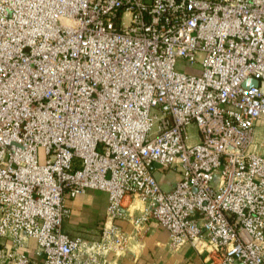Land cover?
<instances>
[{"label": "built area", "instance_id": "1", "mask_svg": "<svg viewBox=\"0 0 264 264\" xmlns=\"http://www.w3.org/2000/svg\"><path fill=\"white\" fill-rule=\"evenodd\" d=\"M261 116L264 0H0V259L117 264L128 235L114 221L138 236L153 219L170 248L264 264ZM151 163L178 173L170 189ZM86 189L106 193L95 239L62 230Z\"/></svg>", "mask_w": 264, "mask_h": 264}, {"label": "crops", "instance_id": "2", "mask_svg": "<svg viewBox=\"0 0 264 264\" xmlns=\"http://www.w3.org/2000/svg\"><path fill=\"white\" fill-rule=\"evenodd\" d=\"M254 136L263 138L264 145L263 116L254 125ZM151 171L162 190L170 189L179 178L175 170L161 168L156 163H151ZM65 205L69 209L68 216L62 222V230L66 234L84 239H95L99 236L106 206L104 191L86 189L75 197L66 199ZM141 208L142 205L138 201L125 200L122 209L135 216ZM114 222L128 235L123 253L115 258L117 264H210L209 255L203 247L196 249L188 243L176 248L168 247L167 231L153 219L148 220L144 225L146 229L138 236H132V226L128 221L116 219ZM0 247L9 248V240L0 237ZM24 252L34 261L42 259V254L36 253L32 238L27 240ZM0 264L10 263L0 259Z\"/></svg>", "mask_w": 264, "mask_h": 264}, {"label": "rangeland", "instance_id": "3", "mask_svg": "<svg viewBox=\"0 0 264 264\" xmlns=\"http://www.w3.org/2000/svg\"><path fill=\"white\" fill-rule=\"evenodd\" d=\"M174 68L178 71H182L186 73H192V74L199 73V66L197 63L191 64V63H188L184 59H177L175 62ZM152 129H154V127ZM186 132L189 136L187 143L192 144V143L197 142V131L193 123H190L186 127ZM38 159H39V162H42L44 159L43 149L40 147L38 148ZM215 180H216V176H213V182Z\"/></svg>", "mask_w": 264, "mask_h": 264}, {"label": "water", "instance_id": "4", "mask_svg": "<svg viewBox=\"0 0 264 264\" xmlns=\"http://www.w3.org/2000/svg\"><path fill=\"white\" fill-rule=\"evenodd\" d=\"M257 81L255 79H252V78H249V79H246L244 82H243V85L244 86H248V85H256Z\"/></svg>", "mask_w": 264, "mask_h": 264}]
</instances>
